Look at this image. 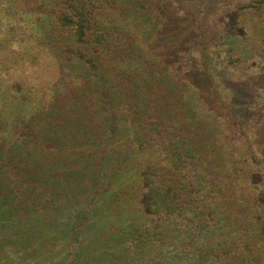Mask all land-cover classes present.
Here are the masks:
<instances>
[{"label":"rangeland","instance_id":"374dc122","mask_svg":"<svg viewBox=\"0 0 264 264\" xmlns=\"http://www.w3.org/2000/svg\"><path fill=\"white\" fill-rule=\"evenodd\" d=\"M100 1L90 66L55 0H0V106L18 139L0 175L33 155L40 207L81 225H21L2 202L0 264H264V0ZM169 138L193 146L186 164L158 152Z\"/></svg>","mask_w":264,"mask_h":264},{"label":"trees","instance_id":"16d2710c","mask_svg":"<svg viewBox=\"0 0 264 264\" xmlns=\"http://www.w3.org/2000/svg\"><path fill=\"white\" fill-rule=\"evenodd\" d=\"M60 0H55L56 7L61 6L60 13L57 12L56 26L58 29L61 30H68L69 37L68 41L73 44H79L85 46V50H88L91 53L90 58H87L84 52L81 50L80 46H76L77 48L71 50L68 48L69 53H72V57L79 59L78 61L82 60L83 63H88L93 65L94 59L99 52L97 50L98 43L106 44L104 35L99 28L101 26V18L103 8L101 6L100 0H66L62 2L60 5ZM68 57V56H67ZM0 106V163L4 161L5 158H8L11 155L10 150L7 147H10L11 144L16 143L18 139H14L15 132L7 131V123L4 121L5 119L2 117V112ZM25 128L22 129L23 133L30 135V133L25 132ZM33 132L31 133L32 136ZM21 141V140H20ZM22 142V141H21ZM163 146V147H162ZM160 146L161 152L164 149V153H167V159L171 160L173 165L181 166L186 164L189 160V152L193 149V146L189 144H178L171 138L167 141H164ZM21 156V155H20ZM33 155L25 154V158L21 162L20 159H16V156L10 162V171L8 173L0 175V204L4 202V207L10 211L8 214H4V219L9 214H15L14 217L16 220L20 221L21 225L26 221L31 225L34 219H40V222H50L51 218H57L56 216H63L64 222L67 225H70L72 229L76 227L81 230V225H77L79 222L76 218L71 217L70 211L62 214L61 212L56 211H48L51 208L43 209L41 208V204L45 207L46 204H43L44 201L47 199L45 195L42 193V186H45V183H35L31 177H27L25 179L23 175V170L25 168H30L31 164L28 160L31 159ZM7 163V160L5 161ZM21 162V163H19ZM149 185V187H148ZM146 188L149 192L147 195L151 197V201L154 204L161 203L165 207L167 199V193L162 192L160 188H156V185L150 186L148 184ZM41 186V187H40ZM22 205V206H21ZM26 206L28 210H26ZM33 207V209H32ZM36 214L35 218L29 217L30 210ZM78 211H76L77 213ZM163 213V212H162ZM31 215V214H30ZM85 217V216H84ZM23 230V228H22ZM43 237H47V234H44ZM49 253V252H48ZM38 255V257H36ZM42 253H39L37 250L34 252H30V256L39 257Z\"/></svg>","mask_w":264,"mask_h":264}]
</instances>
